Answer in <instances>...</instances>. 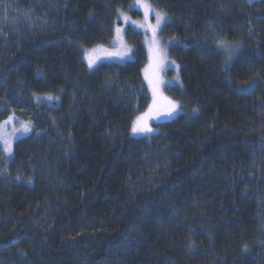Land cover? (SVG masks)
Instances as JSON below:
<instances>
[{"label":"trees","instance_id":"16d2710c","mask_svg":"<svg viewBox=\"0 0 264 264\" xmlns=\"http://www.w3.org/2000/svg\"><path fill=\"white\" fill-rule=\"evenodd\" d=\"M134 1L0 0V124L34 129L0 147V264H264V0H149L182 112L139 138L142 34L129 61L83 59Z\"/></svg>","mask_w":264,"mask_h":264},{"label":"rangeland","instance_id":"374dc122","mask_svg":"<svg viewBox=\"0 0 264 264\" xmlns=\"http://www.w3.org/2000/svg\"><path fill=\"white\" fill-rule=\"evenodd\" d=\"M144 2L145 0H135L126 11H119L110 45H96L86 48L83 56L89 70H94L103 63H124L133 57V46L127 41L126 30L130 28L142 34L144 47L148 54V63L143 70V77L151 95V104L138 117L144 118L143 122L147 124L148 128H151V132L133 133L131 128L130 135L134 138L154 134L156 124L172 120L182 112L180 103L176 100L168 102L166 96L167 87L180 89L183 86L179 65L168 58L162 36V31L170 18L168 16L167 23L162 22L153 34L152 27H149V25L153 27L156 25L155 16L150 13L147 19L145 18V10L142 6ZM117 29H120L119 33ZM90 60L92 61L91 66H89ZM48 97H51V99H48ZM34 98L36 102L49 106L56 105L59 102V98L54 95H35ZM172 105H176V108L169 115ZM137 118L134 122L137 121ZM23 125H28L31 130L25 132ZM33 131L31 122L21 121L15 115H11L0 124V147L8 161L13 159L14 143L29 136Z\"/></svg>","mask_w":264,"mask_h":264},{"label":"snow or ice","instance_id":"6c2138e0","mask_svg":"<svg viewBox=\"0 0 264 264\" xmlns=\"http://www.w3.org/2000/svg\"><path fill=\"white\" fill-rule=\"evenodd\" d=\"M144 10H145V18L149 16L150 13H153L155 16L156 20V25L153 27L149 25V27H152L153 34L157 31L159 28V25L163 23H167L168 15L167 12L165 11H159L153 8L149 0H145L144 4L142 5ZM5 9L12 7V5H4ZM135 23V22H133ZM143 27V25H141ZM120 29H117V32L119 33ZM218 47L224 50L227 53V57L230 60L232 56L235 54V51L238 50V46H232L230 45L229 42H226L224 40L218 41ZM119 54V53H118ZM92 65V61H89V66ZM48 99H51V97H48ZM176 108V105H172L171 110L169 111V115L171 114V111H174ZM144 121L143 117H138L137 121L134 122L133 127H132V132L133 133H144V132H151V128L147 127V124ZM7 123V122H6ZM23 129L25 132L30 131V127L28 125H23ZM7 150V149H6Z\"/></svg>","mask_w":264,"mask_h":264},{"label":"bare ground","instance_id":"6f19581e","mask_svg":"<svg viewBox=\"0 0 264 264\" xmlns=\"http://www.w3.org/2000/svg\"><path fill=\"white\" fill-rule=\"evenodd\" d=\"M20 120V119H19Z\"/></svg>","mask_w":264,"mask_h":264}]
</instances>
